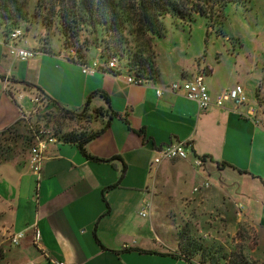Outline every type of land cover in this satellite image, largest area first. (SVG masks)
I'll use <instances>...</instances> for the list:
<instances>
[{
  "label": "crops",
  "instance_id": "0c3cea01",
  "mask_svg": "<svg viewBox=\"0 0 264 264\" xmlns=\"http://www.w3.org/2000/svg\"><path fill=\"white\" fill-rule=\"evenodd\" d=\"M0 35V246L5 250L0 264H211L203 253L219 246L230 254L241 225L254 231L250 253L264 264V125L245 87V105L199 109L176 94L158 97L157 88L203 69L209 78L216 76L210 64L204 68L189 58L188 45L176 40L161 53L155 41L160 76L136 85L127 82L124 68L122 77L84 74L60 49L15 60ZM19 44L38 49L29 35ZM237 83L206 84L215 100ZM39 89L79 113L92 96L89 132L109 126L86 152L112 161L89 160L76 144L59 139L48 145L39 179L29 165L36 139L28 132ZM113 112L122 118L111 117ZM177 141L190 144V158L155 165L157 152ZM196 156L208 157L201 169L194 167ZM206 182L208 189L194 191ZM18 233L25 236L14 246L11 238Z\"/></svg>",
  "mask_w": 264,
  "mask_h": 264
},
{
  "label": "trees",
  "instance_id": "16d2710c",
  "mask_svg": "<svg viewBox=\"0 0 264 264\" xmlns=\"http://www.w3.org/2000/svg\"><path fill=\"white\" fill-rule=\"evenodd\" d=\"M33 1V12L29 10ZM245 0H0V34L8 36L10 29L21 24L41 25L46 31L56 29L62 37L65 51L69 47H76L75 56L68 59L77 64H86L90 60L88 53V39L82 41L80 34L89 32L95 36V46L102 50V58L116 59L119 69L124 68L128 74L143 80H156L160 76L156 64L154 43L167 33L166 19L168 17L185 23L205 18L211 27L217 19L223 18L225 8L229 4L243 3ZM29 28H27L28 31ZM27 35V34H26ZM78 47H77V46ZM39 52L51 53V44L46 40H39ZM121 61H125L122 66ZM4 78V77H3ZM26 87H34L26 83ZM39 96L47 107H54L66 119H91L86 114L92 96L87 99L85 111L79 113L62 107L57 101L49 97L42 89ZM94 96V95H93ZM109 102V97L102 93ZM101 109L94 111L100 114ZM108 113V110H107ZM122 116L112 113L111 117ZM128 123V120L123 118ZM129 125V123H128ZM109 124L102 130L104 131ZM102 131L80 134L70 133L58 137L63 142H71L78 146L81 153L89 160L111 162L90 156L86 152V145L97 138ZM208 157L203 156L206 161ZM231 166L228 163L221 164ZM119 184V183H118ZM118 184L109 187L114 189ZM151 253V252H149ZM204 258L211 264L220 261L212 259L203 253ZM181 258V256L173 255ZM5 257V250L0 246V262ZM221 259H227L228 264H257L251 262L243 253H225ZM190 262V260H188ZM191 264H194L190 262Z\"/></svg>",
  "mask_w": 264,
  "mask_h": 264
},
{
  "label": "rangeland",
  "instance_id": "374dc122",
  "mask_svg": "<svg viewBox=\"0 0 264 264\" xmlns=\"http://www.w3.org/2000/svg\"><path fill=\"white\" fill-rule=\"evenodd\" d=\"M33 5L31 1L29 10L32 12L34 11ZM165 22L167 33L163 38L156 40L158 41V52H168L170 48L176 46L175 40L180 41L179 44L183 46L188 45L189 58L203 62L204 68L210 64L216 70V76L210 78L209 70L201 71L206 73L207 79L209 78L206 83L216 82V85L227 86L238 82L237 85L245 87L250 96V103H256L257 115L261 117L260 122L264 125V80L263 78L260 82L256 80L257 77L264 75V0H245L243 3L229 4L224 10L223 18L217 19L213 27L205 18H197L194 22L185 23L168 17ZM15 28H22L25 34L37 44L41 39L47 40L52 50L60 49L65 56L69 55L70 51L75 52L76 50V47H69V50L65 51L62 37L56 29L46 31L41 25L21 24L10 29L8 33ZM27 28H29L28 31ZM80 35L82 41L88 39L89 56L98 57L100 49L94 44L96 43L95 36L89 32H83ZM205 59L207 61H203ZM155 61L157 64V55ZM121 64L123 66L125 61H121ZM231 73L235 74L233 78ZM255 89H257L256 94ZM34 115L31 122L32 128L27 125L30 138H35V134L40 131H48L58 137L70 133L89 132V120L66 119L52 106L43 105L37 108ZM253 232L251 228L241 225L240 230L233 236L234 245L230 253H243L251 262L260 264L250 253L251 248H255ZM205 254L220 261L219 264H228L227 259H221L225 253L219 246L210 247V251Z\"/></svg>",
  "mask_w": 264,
  "mask_h": 264
},
{
  "label": "built area",
  "instance_id": "2783aa9c",
  "mask_svg": "<svg viewBox=\"0 0 264 264\" xmlns=\"http://www.w3.org/2000/svg\"><path fill=\"white\" fill-rule=\"evenodd\" d=\"M9 42L7 43L9 55L20 61H25L37 56L38 51L36 49L27 48L20 46V42L26 39V34L22 28L13 29L7 37H5ZM75 52L70 51L69 58L74 56ZM102 50H99V56L93 59L90 63L80 64L82 72L84 74H110L115 77H122L119 72V66L116 59H106L102 58ZM128 74V73H127ZM127 82L130 84H143L144 80L135 77L133 74L127 75ZM10 79H5L6 88L10 86ZM166 93L176 94L186 99L195 102L199 109H207L211 105L215 104L218 107H223L227 102H234L237 105H245L248 102V97L246 95L245 88L242 85H236L233 88L225 90L218 94L215 100L212 99L209 92V88L206 84V74L203 72L197 73L191 78L185 79L183 81H177L169 84L165 88H157L156 94L158 97H162ZM36 104V108L43 106V101L40 97L33 100ZM36 143L31 147L29 165L33 173L40 179L43 173L45 153L47 151L48 145L51 143L58 142V137L55 134H51L48 131H40L35 134ZM192 155L190 144L186 141H177L161 148L154 159L155 165H160L166 160H188ZM204 160L202 157L196 156L193 160L194 167L196 169H201L204 165ZM210 183L206 182L202 187H196L194 191L196 193L200 192L202 189H208ZM143 216H146V211L144 210ZM24 233H18L11 238V244L18 246L20 241L24 238ZM41 242V232L39 229L35 230V244L39 245ZM58 264H65L60 262Z\"/></svg>",
  "mask_w": 264,
  "mask_h": 264
}]
</instances>
